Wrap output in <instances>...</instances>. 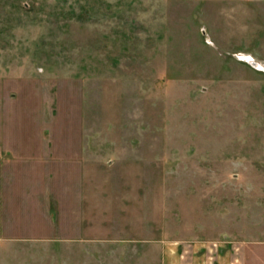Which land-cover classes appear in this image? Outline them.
<instances>
[{
	"label": "rangeland",
	"instance_id": "rangeland-1",
	"mask_svg": "<svg viewBox=\"0 0 264 264\" xmlns=\"http://www.w3.org/2000/svg\"><path fill=\"white\" fill-rule=\"evenodd\" d=\"M198 257L264 264V0H0V264Z\"/></svg>",
	"mask_w": 264,
	"mask_h": 264
},
{
	"label": "crops",
	"instance_id": "crops-1",
	"mask_svg": "<svg viewBox=\"0 0 264 264\" xmlns=\"http://www.w3.org/2000/svg\"><path fill=\"white\" fill-rule=\"evenodd\" d=\"M243 250V249H242ZM197 252H199V249L197 250ZM196 252V253H197ZM245 252V251H244ZM198 255V254H197ZM244 258H245V254H244ZM205 261V259H203ZM161 264H183V262L179 261L178 263V260L174 262H171V261H168V260H162L161 261ZM186 264H207V263H204L203 261H201V259L198 257L197 259L195 260H191L190 262L186 263ZM218 264H227L226 261H221L219 260V263ZM241 264H246L245 260L242 261Z\"/></svg>",
	"mask_w": 264,
	"mask_h": 264
},
{
	"label": "water",
	"instance_id": "water-1",
	"mask_svg": "<svg viewBox=\"0 0 264 264\" xmlns=\"http://www.w3.org/2000/svg\"><path fill=\"white\" fill-rule=\"evenodd\" d=\"M238 57L246 62H248L249 64H251L252 66L260 69L263 65L260 61L256 60L252 55H246V54H239Z\"/></svg>",
	"mask_w": 264,
	"mask_h": 264
}]
</instances>
